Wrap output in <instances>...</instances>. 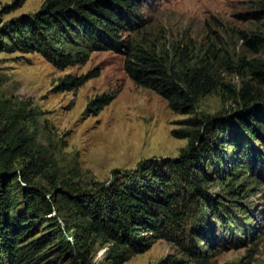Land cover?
Instances as JSON below:
<instances>
[{
	"label": "trees",
	"instance_id": "16d2710c",
	"mask_svg": "<svg viewBox=\"0 0 264 264\" xmlns=\"http://www.w3.org/2000/svg\"><path fill=\"white\" fill-rule=\"evenodd\" d=\"M25 1L14 0L9 9ZM261 12L263 6L253 16L262 19ZM143 24L138 0H45L32 15L0 25V52L37 53L57 70L84 65L93 52L122 55L123 71L136 86L164 99L173 114L187 116L171 130L174 138L187 142L177 157L143 160L88 191H64L54 184L56 195L35 182L41 171L34 161L19 164L31 157L30 138L0 130V264H54L62 254L72 264H88L78 251L85 253L97 240L109 245L113 264H123L160 240L174 245L181 257L169 254L157 264H210L228 238L230 243L244 240L238 232L245 224L233 211L238 189L229 183L239 171L247 180L264 172V92H253L246 83L238 90L225 85L213 51L192 59L186 48L176 47L161 55L131 40L128 35L138 34ZM242 39L249 48L261 41ZM241 66L264 87V60H242ZM98 76V68L66 74L55 90L75 91ZM219 87L230 93L237 110L197 116L200 99ZM110 101V96H99L86 113H98ZM213 181L228 188L230 200L209 193ZM55 204L66 205L74 221L62 219L61 226L58 217L50 216ZM39 225L51 228L30 239ZM50 244L56 258L43 263Z\"/></svg>",
	"mask_w": 264,
	"mask_h": 264
},
{
	"label": "rangeland",
	"instance_id": "374dc122",
	"mask_svg": "<svg viewBox=\"0 0 264 264\" xmlns=\"http://www.w3.org/2000/svg\"><path fill=\"white\" fill-rule=\"evenodd\" d=\"M44 1L26 0L20 7L9 9L14 0H0V25L32 15ZM138 4L144 26L138 34L128 35L131 40L161 55L172 54L176 47L186 48L192 59L213 51L217 59L213 63L225 85L238 90L246 83L251 91L264 92V87L240 67L242 60H264V0H138ZM261 6L262 19H257L253 15ZM243 35L259 37L261 44L249 48ZM123 60L122 55L98 51L91 53L84 65L57 70L37 53L0 52V130L21 131L30 138L31 157L20 159L19 164L34 161L41 171L34 180L51 195L59 194L52 189L54 184L64 191H88L95 184L109 182L114 173L134 169L143 160L175 158L186 146V140L174 138L171 130L180 128V121L187 116L173 114L164 99L136 86L125 75ZM223 61L237 71L225 67ZM96 68L99 76L81 88L55 90L64 75L78 76ZM102 95L111 97L109 104L98 113H86L88 103ZM237 107L230 93L219 87L200 99L196 115L215 117L232 113ZM223 149L230 152L229 147ZM236 175L238 179L229 186L238 189L234 200L239 203L233 211L245 224H240L238 232L244 240L230 243L228 238L210 264H264V172L248 180L242 171ZM208 188L212 195L231 199L228 188L218 181ZM69 214L66 205L55 204L50 216L58 217L62 226V219L74 221ZM50 228L37 226L30 239ZM68 241H72L70 237ZM45 254L43 263L57 255L51 244ZM78 254L88 264H113L109 245L98 240ZM169 254L181 257L174 245L160 240L123 264H157ZM54 264L72 263L68 254H62Z\"/></svg>",
	"mask_w": 264,
	"mask_h": 264
}]
</instances>
